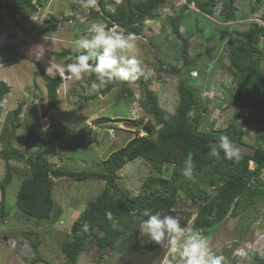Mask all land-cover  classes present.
Here are the masks:
<instances>
[{"label": "rangeland", "instance_id": "374dc122", "mask_svg": "<svg viewBox=\"0 0 264 264\" xmlns=\"http://www.w3.org/2000/svg\"><path fill=\"white\" fill-rule=\"evenodd\" d=\"M236 4L233 20L225 18L222 1L216 4L213 15L194 10L196 4H190L194 9L176 4L175 12L165 16H180V33L190 38L189 58L198 57L192 68L186 67L180 73L165 70L182 65L179 57L181 41L169 26H162L164 18L159 16L145 20L143 32L136 35L134 54L151 71V77L144 80L154 90L166 118L174 116L179 103V80L190 76L202 102L199 130H214L222 136L229 122L236 121L246 130L244 140L256 144L258 129L251 123V110L237 109L229 104L231 94L241 88L229 71V50L231 46L243 43L241 31L260 20L264 0L257 11H252L255 0H237ZM96 11L83 9L78 0H47L36 12L26 7L18 9L16 19L12 20L0 5V80L11 86V91L1 102L0 183L5 178L7 165L13 176L6 188L7 214L4 219L0 215V264H29L36 257L34 242H38V252L43 259L57 264L65 262L62 242L88 202L105 186V181L98 179L53 178V197L56 206L63 208V213L37 221L23 214L15 203L22 179L30 174L29 158L46 157L54 168L103 169L102 162L112 151L136 135H146L143 131L145 122H154L143 105L144 90L139 85H127L129 92L118 87L100 95L85 87L95 79L87 75L79 81L62 79L58 88L60 107L58 110L48 108L46 83L33 61L39 60L46 71L49 68L47 72L51 75L66 68L68 63L57 58L55 52L63 48L74 50L76 41L94 22L112 27L102 18H90ZM165 11L172 12L171 1L157 9L159 15H164ZM52 16L59 22L55 29H49L48 19ZM260 64L264 70V59ZM21 102H24L22 112L14 120L13 110ZM100 116H109L112 121L96 123L95 119ZM36 118L44 125L46 144L33 148L28 146L27 136ZM2 128L5 129L2 131ZM2 132L5 141L1 140ZM239 147L244 152L252 151L250 147ZM6 149L18 151L23 157L11 156L7 163L1 157ZM251 166H254L253 162ZM169 172L170 165L162 174L169 176ZM262 173L264 176V170ZM153 174L156 173L150 163L138 158L118 171L117 180L125 192L135 195L144 192L143 183ZM199 181L205 187L208 180ZM178 196L176 210L171 214L180 217L182 226L192 224L196 211V205L190 202L192 192L180 190ZM146 218L141 217L115 249H108L99 256L97 248L92 247L78 257L76 264H174L173 254L167 248L141 236L139 223ZM206 238L215 254L227 258V264H264V196L256 206L239 208L236 216L229 214L217 226L216 232ZM35 264L46 263L37 261Z\"/></svg>", "mask_w": 264, "mask_h": 264}, {"label": "trees", "instance_id": "16d2710c", "mask_svg": "<svg viewBox=\"0 0 264 264\" xmlns=\"http://www.w3.org/2000/svg\"><path fill=\"white\" fill-rule=\"evenodd\" d=\"M219 1L223 2L225 18L235 19L237 0H194L196 7L209 15L214 14L215 6ZM262 1L255 0L252 11H257ZM46 2L47 0H36V2L0 0V5L6 9L7 15L15 20L18 9L26 7L36 12L43 8ZM110 2L114 3L113 0ZM169 2L170 0H138L137 2L123 0L122 4L116 6V13L112 14L106 11L104 0H98L99 11L94 12L90 18H102L108 26L118 25L126 34L134 33L136 36L143 32L144 21L148 18H156L159 15L157 9ZM171 4L173 5V2ZM179 19V15L172 16L162 25L169 26L181 41L179 57L182 65L179 68L165 69L178 73L186 67H194L198 60V57L189 58L190 38L180 33ZM261 19L264 21V10ZM48 22L49 29H55L59 23L54 16L50 17ZM240 34L244 39L243 43L239 46H231L229 50V71L241 88L231 94L229 104L237 109L251 110V123L255 129H258V142L251 144L244 140L245 128L236 121L229 122L224 129L225 135L229 136L237 146L252 149L250 152L241 150L242 158L239 162L225 158L222 151L220 159L208 155L210 145L217 144L220 136L214 130H199L202 102L196 93L193 80L190 81V76H184L179 80V103L171 119L166 118L154 90L150 88L148 82L146 83L144 77H140L133 83L116 81L96 93L106 95L118 87H122L123 92H126L127 85L137 84L144 90L143 105L154 118V122L147 120L144 124L143 131L146 135H136L124 146L112 151L103 160V169L73 170L61 166L54 168L46 157L28 159L30 174L22 179L15 203L23 214L37 221L49 219L53 215L60 216L63 213V208L56 206L53 197V178L67 176L77 181L86 179L105 181L103 191L88 202L81 216L72 223L70 232L61 245L62 252L67 258L61 264H76L78 257L92 247L97 248L99 256L108 249H115L120 239L143 217L145 209L152 213L175 211L180 190L192 192L190 202L196 205V211L191 225L205 237L212 236L217 226L229 214L236 216L239 208L248 209L259 203L264 196L262 173L264 170V70L260 64L264 59V24L255 21ZM210 51L211 49L208 53ZM76 54L78 52L70 48L55 52V56L66 63H71L67 59L69 55ZM33 62L46 83L48 108L58 110L60 107L58 88L62 83L60 74L51 75L39 60ZM161 68L164 69L163 66ZM90 85L91 83L88 84L89 87ZM10 91L11 86L0 80V125L1 102ZM23 105L24 102H21L13 110L14 120L20 116ZM192 112H194L193 115ZM106 121H112V119L109 116H100L95 119L96 123ZM158 125H160L159 129H157ZM3 129L5 128H2V131ZM5 137L2 132L1 140L5 141ZM27 144L33 148L46 144L45 128L39 118L30 125ZM190 151L194 154V180L185 178L181 172ZM14 155L18 159L23 157L22 153L10 152L8 149L3 151L1 157L8 163L10 157ZM138 158L149 162L156 174L144 181L143 193L131 195L120 187L117 173ZM251 162L254 166H251ZM168 165L171 166V172L169 176H165L162 173ZM12 178V169L7 165L5 178L0 183V215L3 219L7 214L6 188ZM199 180H208L207 185L201 186ZM108 212L113 214L114 220L108 219L106 215ZM133 212L136 213L135 216L132 215ZM114 222L118 225L116 228L112 226ZM85 225H87L86 229ZM33 249L36 257L29 264H35L37 261L57 264L41 257L38 252V242L33 243Z\"/></svg>", "mask_w": 264, "mask_h": 264}, {"label": "clouds", "instance_id": "9594fccd", "mask_svg": "<svg viewBox=\"0 0 264 264\" xmlns=\"http://www.w3.org/2000/svg\"><path fill=\"white\" fill-rule=\"evenodd\" d=\"M78 2L85 10L99 11L98 0ZM122 3L123 0H114V3L104 0V7L106 11L115 14L116 6ZM171 7L173 11L174 3ZM166 20L167 18H164L162 22ZM47 37L48 34L44 38ZM136 41L134 33L126 34L118 25L107 28L94 22L88 27L87 33L76 41L74 51L78 54L69 55L67 59L71 63H68L66 68L58 70L60 77L64 80L79 81L85 75L89 77L94 75L95 79L92 80L90 87L85 85L91 93H98L116 81L133 83L140 77L148 79L152 75L151 71L143 66L142 61L134 54L137 48ZM221 151L229 160L239 162L242 158L241 148L227 135L220 136L217 144L210 145L208 155L220 159ZM193 155L191 151L187 154L181 170L182 175L189 180H194ZM106 215L109 220H114L111 212ZM132 215L135 216L136 213L133 212ZM143 216L147 218L139 223L141 236H147L151 242L167 248L173 254L174 264H227V258L223 254H215L209 246L208 239L200 231L193 230L190 223L182 226L179 216H174L171 212L166 215L152 213L147 209L144 210ZM112 226L116 228L118 225L114 222Z\"/></svg>", "mask_w": 264, "mask_h": 264}, {"label": "built area", "instance_id": "2783aa9c", "mask_svg": "<svg viewBox=\"0 0 264 264\" xmlns=\"http://www.w3.org/2000/svg\"><path fill=\"white\" fill-rule=\"evenodd\" d=\"M34 2H36V0H33ZM53 0H51V2H52ZM114 1V0H113ZM172 2L174 3V6H175V8L177 7V5L176 4H180V6L182 5V6H184V5H189L190 6V4H196L195 2H193V3H191V1H189V0H172ZM179 2V3H178ZM188 6V7H189ZM196 7V6H195ZM190 8H191V6H190ZM191 9H194L193 7L191 8ZM194 10H196V11H199L198 10V8H196V9H194ZM166 11H167V8H166ZM164 12V15H161L160 14V16L159 17H163V18H165V16L166 15H171L172 13H174V8H173V11L172 12ZM164 20V19H163ZM257 22H260V23H263L264 24V21L260 18V20H256Z\"/></svg>", "mask_w": 264, "mask_h": 264}]
</instances>
